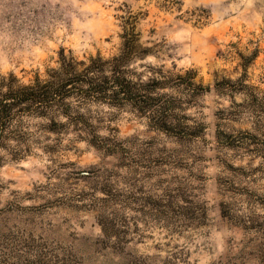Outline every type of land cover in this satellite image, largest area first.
I'll return each instance as SVG.
<instances>
[{
  "label": "rangeland",
  "instance_id": "1",
  "mask_svg": "<svg viewBox=\"0 0 264 264\" xmlns=\"http://www.w3.org/2000/svg\"><path fill=\"white\" fill-rule=\"evenodd\" d=\"M196 72L186 136L93 105L105 148L66 136L0 162V264H264V0H0V77L109 58L122 23ZM72 140V141H71Z\"/></svg>",
  "mask_w": 264,
  "mask_h": 264
},
{
  "label": "trees",
  "instance_id": "2",
  "mask_svg": "<svg viewBox=\"0 0 264 264\" xmlns=\"http://www.w3.org/2000/svg\"><path fill=\"white\" fill-rule=\"evenodd\" d=\"M135 22L134 16L124 19L121 47L109 58L78 59L61 49L43 76L36 73L27 83L13 74L0 77V162L6 155L22 159L36 148L55 151L69 135L105 148L90 120L93 105L128 110L154 129L186 136L177 112L203 87L194 82V70L181 74L152 64L135 66L156 54L140 43Z\"/></svg>",
  "mask_w": 264,
  "mask_h": 264
}]
</instances>
